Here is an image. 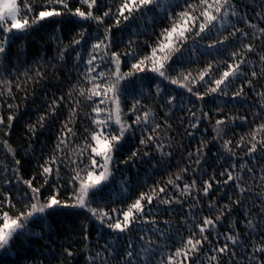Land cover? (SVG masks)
Returning <instances> with one entry per match:
<instances>
[{
	"label": "snow or ice",
	"instance_id": "obj_1",
	"mask_svg": "<svg viewBox=\"0 0 264 264\" xmlns=\"http://www.w3.org/2000/svg\"><path fill=\"white\" fill-rule=\"evenodd\" d=\"M255 7L259 9L255 10V16L264 22V0H259ZM149 12L153 14L149 18L153 24L160 17L168 21L154 42L145 41L140 46L137 39L130 38L124 51L117 50L113 28L127 27L137 17L143 20ZM113 15L111 7L101 10L99 0H78V3L23 0L22 7L18 0H0V128L8 129L3 132L4 137L10 135L14 121L20 116V103L7 101H16L15 93L24 92L22 100L26 105L28 87L35 96L37 85L42 86L46 79L47 72L42 68L50 66L52 77L61 83H64L61 69L69 62V73H76L75 81L67 80L66 93L58 88L59 96L52 93L48 97L45 92L48 97L43 101L45 107L36 108L40 115L34 123L25 126L28 147L33 153V145L46 127L55 139L52 144L50 135L48 143L52 147L42 149L37 157L38 166L31 175L25 178L31 170L22 172L18 149L6 138L0 141L6 150L0 160L3 172L0 175V264H77L78 256L84 257L79 264H264V191L254 190L264 188V166L259 169L255 166L258 152L260 159H264V27L252 23L238 7L237 0H120L113 24L100 32ZM69 17L72 19L68 23L80 27L71 42L58 46L51 56L33 53L35 68L30 66L22 74L23 79L16 75L13 80L11 77L17 71L13 57L21 62L23 55L22 62L26 63L28 53L26 46L10 53L12 38L30 35L46 26L62 31L65 18ZM88 21L95 23L96 33L83 26ZM241 23L244 27L239 26ZM140 35L135 29L130 33L132 37ZM213 53L223 59L213 58L202 67H191ZM125 57L131 61L127 72L121 70ZM165 81L182 89L184 94L166 93L161 88ZM258 83L260 90L256 91ZM153 87L155 103L159 109H167L162 116L156 107L142 103L152 97ZM248 92L258 97L251 122L247 112L225 114V108L215 105L219 99L226 107L228 101L224 98L239 100ZM4 103H7V116L3 114ZM209 104L212 107L206 111ZM65 107L67 116L61 120ZM177 107L183 113L177 126H183L187 120V136L195 134L202 120L211 123L212 115L217 117L212 141L220 142L223 149L218 153L221 160L217 163L223 169L219 177L224 179L217 178L215 169L209 175L202 167L207 163L205 150L211 142L207 139H201L194 152L187 151V156L181 158L187 161L184 166L172 164L174 149L185 150L182 143L177 144L169 135L174 127L172 110ZM82 110H86L83 118L87 122L83 131L80 130ZM237 119L249 123V131L234 141L228 137V128ZM137 130L138 145L119 163L126 166L147 159L152 170L168 172L167 178L155 181L145 190L139 189L145 188L146 182L140 184L138 194L130 195L129 177L122 182L128 187L113 193L109 185L114 178L117 153L129 139L128 134L135 136ZM244 147L247 150L240 155L238 150ZM224 153L228 159L223 158ZM249 157L253 158L251 163ZM173 167L175 171H168ZM64 169L69 172L66 177L61 175ZM245 175L250 178V184L245 181ZM230 182L234 187L227 203L221 205L219 199L208 200V212L215 215L195 214L203 211L202 201L212 196L214 184L228 187ZM245 195L253 198L250 205H245ZM188 200L191 215L183 221L189 225L188 235H181L178 246L162 244L161 240L172 237L161 230L155 213L162 206L168 211L173 204ZM113 204L121 206H110ZM233 212H239L240 216L231 221L221 240V234L216 231L218 224ZM57 217L82 218V237H66L57 245L60 236L55 227ZM93 219L106 230V236L112 237L95 249L90 243L89 221ZM163 223L172 227L170 220ZM241 223L246 231L239 230ZM134 228L140 230L135 239L128 238L119 247L113 246ZM213 234L215 238L210 239ZM76 243L83 248L76 249ZM33 245L43 249L39 256L32 251ZM18 246L28 253L23 260L11 258L19 256ZM158 249L168 251H161L157 258Z\"/></svg>",
	"mask_w": 264,
	"mask_h": 264
},
{
	"label": "trees",
	"instance_id": "obj_2",
	"mask_svg": "<svg viewBox=\"0 0 264 264\" xmlns=\"http://www.w3.org/2000/svg\"><path fill=\"white\" fill-rule=\"evenodd\" d=\"M18 2L21 4V7L23 6V0H18ZM37 3H40L41 0H36ZM78 3V0H76ZM101 10H106L108 7H111L113 10V14L115 15V9L116 6L120 3V0H99ZM259 0H237L238 7L243 11L246 12L247 15L251 18L252 23H257L261 27H264V22L259 21V19L255 16L254 12L255 10H259L255 6L258 5ZM114 15L111 18L107 19V23L99 29L100 32L103 31V28L107 27L110 24H113L114 21ZM152 13H146L144 15V19L141 20L140 17H137V20L134 21L132 24H129L127 27L124 25H121L120 28H113V37L114 42L118 45L117 50L124 51L125 46L127 44V41L131 39H137L140 43V46L144 45V42L147 41L149 44L153 43L155 40L156 35L159 34V31L161 28L165 27L168 24V21L164 19L163 17H160L157 19L156 23L153 24L151 20L149 19L152 17ZM72 18H65V22L63 24V30L62 31H56L54 28L45 27V28H38V30L31 32L30 35L24 36V35H18L17 37H13L10 43L9 52L15 53L17 50H20L26 46L28 58L27 62H22L24 60L23 55L21 56V62H17L15 60V57H13V62L17 63V71L13 73L12 79L15 80L16 75H20L21 79H23L22 74L28 69L30 66L35 68L34 62H33V53L36 52H42L47 53L48 56H51L55 54V50L57 47H64L65 45H68L71 42V39L73 36H75L76 32L80 30L79 26L73 27L72 24L68 23L67 21ZM164 20L163 23L160 22V20ZM84 27H89L91 32L96 33V25L94 22L88 21L83 22ZM240 27H244L243 23L239 25ZM138 30L141 35L138 37H132L130 36V33L133 30ZM2 38V37H0ZM204 43H207L205 41ZM259 43V41H257ZM232 45H229V50H231ZM80 50V49H78ZM74 55V54H73ZM86 58V57H85ZM217 58V59H223V57H218L216 53H213L211 56H204L201 58V62L199 65L193 64L191 67L193 69H196L197 67H202L203 63L207 60ZM124 63L122 64V71L127 72L130 67L131 61L128 60V58H123ZM69 68H71V62L68 63L66 67H63L61 71L63 72V79L64 83H61L60 81H57L52 77L51 67L49 66L47 69L42 68L43 71L47 72V76L45 81L43 82V85H37L36 87V95L32 96V88L28 87L29 92V98L28 102L25 105V102H23L22 98L24 96V92L14 93L17 96L16 101H7V103H20V116L19 119L14 121L13 128L10 130V135L8 137L3 136V132L8 131L6 128H0V141L3 139H8L9 143L14 147L18 149L19 155L17 156L18 159L22 160V172H24L25 169H30L25 176L27 178L28 175H31V172H34L38 166L37 157L41 155L42 149L47 146V148L50 150L52 147V144L55 143L54 134L50 133L49 127H46L43 129L38 139L35 141L33 147L35 148V153L31 151V149L28 147L29 145V138L28 135L25 132V126L28 123H34L37 119V117L40 115L39 112L35 111L36 108L43 109L45 105L43 104V101L51 97L52 93H55L56 96H59L61 93L57 91L58 88H61L64 93L68 91L69 85H67V80L71 79L75 81L76 79V73L75 71H72L69 73ZM32 74V73H30ZM240 81H237V84H239ZM161 88L165 89L166 93L176 94V95H183L184 92L182 89L178 88L175 85L168 84L167 81L163 82L161 84ZM202 90V88H201ZM259 83L257 84L256 91H259ZM47 91L48 97L45 96V92ZM166 95L164 99L166 100ZM207 99V98H206ZM228 101L227 106L220 102V100L215 101V105L219 107L225 108V114H231V115H237V114H244L245 112L248 113L249 121L252 120V113L257 110L256 105L258 102V97H256L255 93L248 92L246 97H242L239 100L232 99L231 97L224 98ZM157 98L155 97V88L153 87V95L152 97L148 99H144L142 103L156 107L157 111L159 112V115H163V111L167 110H161L159 109L158 104L155 103ZM2 102V101H0ZM7 103H4L3 108V114L7 116L9 113L7 111ZM129 106L131 104V101L129 100ZM199 105H197V108ZM208 107H212L211 104H209L205 110H208ZM214 110V109H213ZM68 109L65 107L62 110V115L60 117L61 120H63L67 116ZM84 111L82 110L80 114V130L83 131L84 127H87V122L84 120ZM125 111H127V108H125ZM174 112V116L171 119V122L173 123L174 127L171 132H169V135L175 138V142L177 144L182 143L184 145L185 150L180 151L178 149H174V156L172 158V164L176 165L179 163V165L182 167L184 166L187 161L182 160V157L187 156V151H195V148L200 143L201 139H207L211 141L208 144L206 151V160L207 163L203 164L202 167L206 168L209 175L213 174V170L215 169V175L218 179H224L219 177V171L223 170L220 168V164L217 163V161L221 160V156L218 155V153H222L223 149L221 148V143L217 141H212V137L215 135V133L212 131L214 121L217 118L215 115H212V122L210 123L208 120H202L199 129L195 131V134L193 136H187L185 134V129L187 128L188 121L185 120L183 126H177L179 125V117L183 115V113L179 110V108H174L172 110ZM59 124H57V127ZM249 131V123H244L240 121L239 119L235 120L231 123L230 127L228 128V137L232 138L234 141L238 140L241 135H246ZM52 136V144L48 143V139ZM129 139L125 142L124 147L120 153H117V161L114 168V178L112 179V183L109 185L110 189L113 191V193H119L122 191V188L128 187V185L123 184L122 182L124 180H127L129 177L131 188L129 189V194L132 195L133 193L138 194L137 189L140 184H145V188H141L139 190H145L147 186L152 185L155 181L166 179L168 172L164 171L163 169H157L152 170L151 169V162L147 159L141 161L137 160L135 162H130L128 165L120 164L119 161L126 158V156L129 154L131 149H134L138 145V137L140 135L139 130L136 131L135 136H133L131 133L128 134ZM246 147H244L242 150H238L240 155H243L244 152H246ZM6 150L3 149L2 146H0V160H2L5 156ZM47 152H44V155L47 156ZM217 154V155H214ZM224 159H228V154L224 153L223 156ZM10 160V157H9ZM249 162L251 163L253 158H248ZM232 161L229 159L228 163L230 164ZM237 162L239 163V158L237 157ZM194 166V165H193ZM225 167L228 166V164L224 165ZM255 166L257 169H259L260 166H264V159H260V153L258 152L255 157ZM175 167L172 169H169L168 171H175ZM10 174V173H9ZM69 174L68 169H64L61 173L62 177H66ZM259 174V173H257ZM0 175H3V172L0 171ZM197 177H199V173L196 174ZM207 179L208 177H204ZM226 178V177H225ZM245 181H247L249 184L251 183L250 178L245 175L244 177ZM63 182V181H61ZM187 182V181H185ZM2 183V181H0ZM15 183V181H13ZM233 187L234 185L231 184L228 187H225L223 184L216 186L214 184V191L212 192V196L210 198H204L202 201L203 203V211H197L195 214L197 216L202 215H215V212L209 213L207 209V204L209 199H219V204H225L228 202V197L233 194ZM255 191H264V188H256ZM15 194V193H13ZM195 195V192L193 193ZM134 198V196H133ZM245 205H250L253 202V198L245 195L243 197ZM191 201L188 200L184 204H173L171 208L168 209V211L163 210V206L161 210H158L155 214L157 216V219L160 221V228L162 231H166L169 236L172 237L171 240H161L160 242L173 244L175 246L179 245V241L181 238V235L187 236L188 232L187 229L189 225L187 223H184L183 221L188 218L191 213L189 212ZM256 203H259L256 201ZM110 206L119 207L121 205L119 204H113ZM240 216L239 212H233L231 215L226 216L223 218L216 229L217 232L221 234L220 238L223 239V234L226 233L229 229L230 223L233 219ZM170 220L172 223V227L168 228L166 225H164V220ZM57 224L55 225L56 228H58V231L60 233L59 239L57 240V245L64 241L66 237H82V232L80 230V225L82 222V218L77 217H57L56 218ZM62 222V223H61ZM90 225V243L91 246L95 249L97 246H103L106 241L112 240V237L106 236V230L102 228V226L95 220L89 221ZM75 229V231H73ZM239 230L246 231L247 229L244 227V224L241 223L239 225ZM140 234V230L133 229V231L128 234L127 236L121 237L119 241L113 244L114 247H119L124 243V241L128 238L135 239ZM55 238V237H54ZM215 234L210 237V239H214ZM43 243L42 241L40 242ZM55 247V245H54ZM76 249L83 248V245L80 243H76L74 245ZM210 247V246H209ZM19 249V246H18ZM174 251V247L172 248ZM32 251L39 256V254L43 251V249L39 248L36 245L32 246ZM164 251L167 252L168 249H158L157 250V258L160 255V252ZM28 253L24 251L23 249H19V256L13 255L12 259H19L23 260L24 257ZM83 256H78L77 264H79V261L83 260Z\"/></svg>",
	"mask_w": 264,
	"mask_h": 264
}]
</instances>
